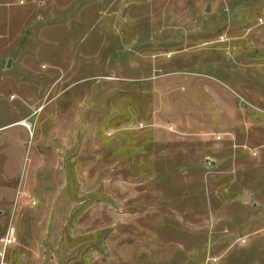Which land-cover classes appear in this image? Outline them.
Instances as JSON below:
<instances>
[{"label": "rangeland", "instance_id": "374dc122", "mask_svg": "<svg viewBox=\"0 0 264 264\" xmlns=\"http://www.w3.org/2000/svg\"><path fill=\"white\" fill-rule=\"evenodd\" d=\"M6 236L0 264H264V0H0Z\"/></svg>", "mask_w": 264, "mask_h": 264}, {"label": "built area", "instance_id": "2783aa9c", "mask_svg": "<svg viewBox=\"0 0 264 264\" xmlns=\"http://www.w3.org/2000/svg\"><path fill=\"white\" fill-rule=\"evenodd\" d=\"M243 241L245 242V240H243ZM1 243H2L3 249H0V258L4 259L7 247L10 244H12V239H10V237L6 236L5 238L1 239ZM2 264H4V263H2Z\"/></svg>", "mask_w": 264, "mask_h": 264}, {"label": "bare ground", "instance_id": "6f19581e", "mask_svg": "<svg viewBox=\"0 0 264 264\" xmlns=\"http://www.w3.org/2000/svg\"><path fill=\"white\" fill-rule=\"evenodd\" d=\"M25 126H26L27 128H30V126H29L28 124H26V123H25Z\"/></svg>", "mask_w": 264, "mask_h": 264}]
</instances>
